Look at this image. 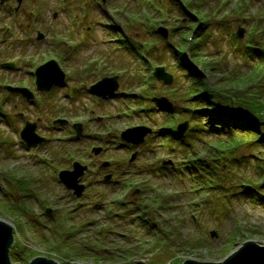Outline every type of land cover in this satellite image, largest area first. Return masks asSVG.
Returning <instances> with one entry per match:
<instances>
[{"label": "rangeland", "instance_id": "374dc122", "mask_svg": "<svg viewBox=\"0 0 264 264\" xmlns=\"http://www.w3.org/2000/svg\"><path fill=\"white\" fill-rule=\"evenodd\" d=\"M63 1L23 0L15 14L12 10L0 12V54L9 53L14 56L13 61L17 60L18 63L13 65L15 70L0 68V76L6 74L9 84L25 85L34 92L33 75L28 72L32 62L61 55L55 43L64 40L65 36L71 38H67L72 40L71 43L78 42L82 36L88 37L82 41L85 43L78 44L79 50L72 57L62 55L64 57L58 60L67 73V81L49 92V97L36 92L38 101L31 104L14 95L6 98L0 89V102L4 104L17 130H20L25 120L36 121V131L50 138L38 147L19 145L14 138L13 142L9 138L4 146L0 144V200L3 201L0 204V219L13 227L14 240L9 248L13 263L27 264L37 255L55 259L60 264H180L185 258L221 261L247 240L264 244V199H261L264 198V145L259 142L250 145L241 143L237 147L224 143L219 145L221 140L218 138L226 141L229 134L221 132L219 136L201 133L206 142L217 144L211 148L214 151L211 154L220 151L222 153L217 157L225 156L218 163L224 167L221 172L224 181L222 186L228 189L213 187L208 191L209 195L192 190L190 180L174 170V163L167 169H155V162L159 158L177 162L183 156L184 149L172 151L161 144V135H157L155 130L156 124L162 119L160 112L164 110L160 111L162 108L155 106V101L142 104L139 100L141 105H154L156 111L153 114L134 111L137 104L132 94L135 96L134 93L142 90L145 83L143 85L135 81L133 67L137 65L132 60L128 61L126 52L115 48L110 36L113 29H104L102 25L112 24L105 21V17H112L118 28L126 30L129 37L137 35L149 40L139 23L133 25L137 30L126 29L127 24L132 22L126 13L131 14V20H135L133 22L144 19L138 15L139 12L144 14L140 8L141 0H96L97 5L88 2L91 10L89 18L79 22L75 28L72 26L73 17H68L70 12L64 9ZM86 1L67 2L75 6V11ZM194 1L201 3L197 6L198 16L209 15L211 11V16H207L210 17L206 26L208 35L203 46L207 65L215 68L211 70L213 75L208 77V82L213 84L219 81V86H228V92L233 97L245 90L246 99L256 92L264 93V57L261 56L264 43L257 38L252 40L256 29L250 28L264 25L261 22L264 20V0H249L248 3L229 0L227 6L226 0ZM223 2L222 10L227 8L225 14L215 8ZM150 5L153 7L157 3L153 1ZM8 6L14 8V0ZM117 6L126 9L116 10ZM176 8L165 4L163 13L167 11L169 17L166 26L168 23L175 27L181 25L178 20L180 12ZM54 11L57 12L55 18L52 17ZM245 15L249 17L243 19ZM96 21L95 29L87 34L85 26L93 25ZM238 24L245 28L241 40H246L241 43L252 40L246 54L240 44L232 43L233 32ZM38 29L46 34L41 40L35 39ZM261 36L264 40V32ZM164 47L160 44L158 49L162 51ZM164 56L171 62V54L165 53ZM160 62L154 61L153 65ZM124 63L130 67L126 72L121 67ZM89 64L94 68H87ZM166 69L174 73L173 88L180 86L183 77L180 76L179 82L177 72L171 71L174 67L167 66ZM141 70L140 74L147 73L145 67L141 66ZM251 71L254 74H250ZM109 74H119L120 93L115 92L107 99L92 95L87 89L89 84ZM237 77L248 80L236 81ZM156 83L157 91H162L161 82ZM253 109L260 113L264 104L258 103ZM18 111L23 112L24 116L16 117ZM56 115L69 121H83L86 135L83 140H71L69 127L57 125L54 128L51 120ZM181 115L183 113L178 116ZM179 119H175V123ZM139 124L151 127L154 133L134 146L138 153L128 162L131 151L115 134L118 135L125 127ZM0 128L15 137L3 119ZM4 130L3 137L8 138ZM66 133L67 137H64ZM239 134L232 135L238 137ZM91 144L103 147L97 157V164L100 156L106 160L112 159L110 169L118 171L115 176L117 181L101 183V173L93 174L96 165L91 163L95 161L89 151ZM195 144L194 149L206 146L197 140ZM172 145L181 147L176 139L172 140ZM64 149L73 151L72 158H69L67 151L65 156L56 154ZM54 153L59 158L58 162L63 158L69 163L78 160L89 165L91 171H86L84 175H88L83 179L89 184L87 190L90 195L85 197L83 194V204L74 202L71 190L55 176L59 163L53 160ZM12 173L23 176L26 187L22 188L20 182L7 179ZM260 182L263 183L262 187ZM135 187L138 188L137 192L132 194L131 190ZM91 190L95 195H91ZM226 192L228 196L224 195ZM122 196H125L126 202L135 203L119 205L125 202ZM141 199L143 202L138 204ZM114 200L118 202H112ZM45 208L51 209L45 212ZM211 232L215 234L211 235Z\"/></svg>", "mask_w": 264, "mask_h": 264}, {"label": "trees", "instance_id": "16d2710c", "mask_svg": "<svg viewBox=\"0 0 264 264\" xmlns=\"http://www.w3.org/2000/svg\"><path fill=\"white\" fill-rule=\"evenodd\" d=\"M174 4L178 6L180 14L182 13V15H179L181 16L180 21H182L185 14L189 13L188 11L193 10L196 12L197 6L201 3L189 0L185 2V5L181 3V6H179L178 3ZM194 17L197 16L192 15V19L187 20L186 22L182 21L181 26L170 29L175 35L178 31L179 34L182 35L180 38L181 40L177 43L160 39L153 27H148L149 33H151L152 36H155L158 43H166V46L164 45L165 47L162 51L158 49L156 43L146 45L140 37H136L135 40H127L129 52L133 53L134 56L146 54L151 58L156 57L157 59H161L160 57L162 56L166 59L164 56L165 53L167 55L171 54L174 65L173 67H175V72L179 75V82L180 76L183 77V81H181L182 83H180V86L175 92L169 93V98L175 102L174 104L169 105L170 110L178 109L177 111H183L186 114L185 117L191 120V124L188 131L185 134L180 135L174 128L175 116L172 117L170 114H166L163 116L160 124V126H163L162 137H164V139L162 142L169 145L170 141L176 139L181 144V148L183 146L184 151H191L196 154V151L194 150L196 140L209 145L205 141V138L202 137L201 133L224 132L229 134L230 137L226 139V141L219 137L218 139L221 140L219 145L224 143L230 144V146L233 147V145L241 143L257 142L264 145V109H262L260 113H256L253 109L258 103L259 105L264 104V94L261 93L260 97L259 93L256 92L251 96L252 98L250 97V99H246L245 90L238 94H234L237 96H235V98L228 92V86H219V81L214 82L213 84L208 83L207 76L213 75V71H211L213 68L207 65L203 46L207 36L205 35V27L208 18L210 17L199 16V21ZM190 21L193 22L190 23ZM181 30L184 32H180ZM240 46L244 48L245 54L251 48V46H244L243 44H240ZM184 48H187V52ZM261 56L264 57V52L261 53ZM139 79L141 80V78ZM146 91L145 95H148V92ZM241 95L242 97H240ZM2 108L3 106L0 103V115L2 114ZM6 118L8 119V117ZM235 133L240 134L238 137L231 136V134ZM3 135V130L0 128V144L2 143V145H5V142H8L10 137L8 136V138H4ZM209 146H211V144ZM217 152L219 153V151ZM210 153H212V150H205L203 155H197V157L192 155V160L184 163V167L187 169L188 173H190L189 176L203 181L204 184L205 181L209 182V175L218 180V171H222L223 169L222 164L217 162L219 158L216 155L218 154H213L211 156ZM205 155L209 158H205ZM208 159H210V162H208ZM213 182L217 185L215 180L212 181V183ZM20 185L23 188L27 184L21 181ZM0 204L2 205L1 200ZM11 254L12 251L9 250V258L10 261L13 262Z\"/></svg>", "mask_w": 264, "mask_h": 264}, {"label": "water", "instance_id": "95a60500", "mask_svg": "<svg viewBox=\"0 0 264 264\" xmlns=\"http://www.w3.org/2000/svg\"><path fill=\"white\" fill-rule=\"evenodd\" d=\"M163 35L166 36V30L164 28L159 29ZM243 29L239 28L236 35L241 36ZM42 37L41 33H38L37 38ZM154 74L158 79H162L166 83L171 82V75L167 74L163 67H156ZM36 86L41 90H48L54 83L62 81L64 73L53 59L45 62L36 68ZM10 91L19 92L25 97L31 99L33 93L26 87H12L6 86ZM117 88V82L115 77H104L97 83L91 86V90L99 95H107L113 92ZM59 121H63L60 119ZM187 127V122H183L178 125L179 132H183ZM75 128L77 134H80L81 126L76 124ZM150 129L144 126L130 127L121 132L122 138L131 143H138L143 140L144 135L149 132ZM21 137L28 143L40 142L43 137L39 136L35 132V123L26 121L24 127L20 131ZM94 153H98L100 148H94ZM108 165L107 161H104L101 166ZM85 165H81L78 162L73 163L72 170H61L58 174L59 179L67 188H72L76 196L81 194L83 185L79 184L80 176L83 174ZM109 175L105 177L108 179ZM211 235L215 234L213 232ZM13 242L12 227L9 223L0 219V264H14L9 258V247ZM28 264H60L57 260L52 258H46L45 256H34ZM70 264H81L78 262H71ZM181 264H264V244H258L252 240L243 242L236 250L227 255L221 261H196L194 259L185 258Z\"/></svg>", "mask_w": 264, "mask_h": 264}, {"label": "flooded vegetation", "instance_id": "af4514ba", "mask_svg": "<svg viewBox=\"0 0 264 264\" xmlns=\"http://www.w3.org/2000/svg\"><path fill=\"white\" fill-rule=\"evenodd\" d=\"M94 158H95V161L91 162V163H95V165H96V167H95V169L93 171V174H96L97 175V174H100L101 173V175H103L105 172L112 173V175L114 174L113 170L110 169L112 166L111 167H106L105 169H99V165L97 164V156L94 157ZM91 166H92V164H91ZM82 181H83L84 184L87 185V186L85 185L86 188H87L89 186V184L86 183V181L84 179H82ZM86 188H85V190H86Z\"/></svg>", "mask_w": 264, "mask_h": 264}]
</instances>
